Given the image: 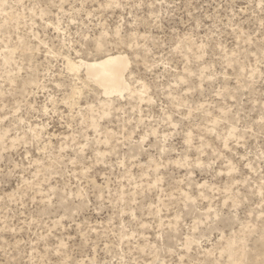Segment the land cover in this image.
<instances>
[{"label":"rangeland","instance_id":"1","mask_svg":"<svg viewBox=\"0 0 264 264\" xmlns=\"http://www.w3.org/2000/svg\"><path fill=\"white\" fill-rule=\"evenodd\" d=\"M0 264H264V0H0Z\"/></svg>","mask_w":264,"mask_h":264},{"label":"bare ground","instance_id":"2","mask_svg":"<svg viewBox=\"0 0 264 264\" xmlns=\"http://www.w3.org/2000/svg\"><path fill=\"white\" fill-rule=\"evenodd\" d=\"M72 63L78 65L75 71L84 68L87 76L101 86L106 94L121 95L130 88V82L126 76L130 59L124 52H111L95 59L81 58Z\"/></svg>","mask_w":264,"mask_h":264},{"label":"snow or ice","instance_id":"3","mask_svg":"<svg viewBox=\"0 0 264 264\" xmlns=\"http://www.w3.org/2000/svg\"><path fill=\"white\" fill-rule=\"evenodd\" d=\"M59 30V29H58ZM67 59V57H66ZM78 65L77 64H73L72 62H69L66 67L68 68L69 71H74L75 68L77 67ZM74 98H75V95H74Z\"/></svg>","mask_w":264,"mask_h":264}]
</instances>
